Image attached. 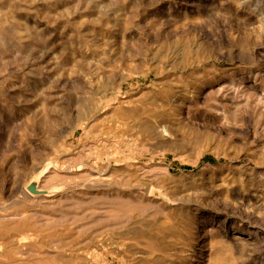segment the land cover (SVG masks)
Masks as SVG:
<instances>
[{
    "label": "rangeland",
    "instance_id": "374dc122",
    "mask_svg": "<svg viewBox=\"0 0 264 264\" xmlns=\"http://www.w3.org/2000/svg\"><path fill=\"white\" fill-rule=\"evenodd\" d=\"M0 264H264V0H0Z\"/></svg>",
    "mask_w": 264,
    "mask_h": 264
},
{
    "label": "water",
    "instance_id": "95a60500",
    "mask_svg": "<svg viewBox=\"0 0 264 264\" xmlns=\"http://www.w3.org/2000/svg\"><path fill=\"white\" fill-rule=\"evenodd\" d=\"M30 192L33 194V193L36 192V189H34V188H30Z\"/></svg>",
    "mask_w": 264,
    "mask_h": 264
},
{
    "label": "bare ground",
    "instance_id": "6f19581e",
    "mask_svg": "<svg viewBox=\"0 0 264 264\" xmlns=\"http://www.w3.org/2000/svg\"><path fill=\"white\" fill-rule=\"evenodd\" d=\"M35 193L39 194V193H41V192L36 191ZM236 238H238V237H236Z\"/></svg>",
    "mask_w": 264,
    "mask_h": 264
}]
</instances>
